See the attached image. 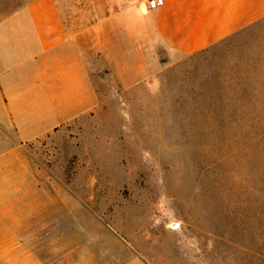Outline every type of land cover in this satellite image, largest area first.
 Returning a JSON list of instances; mask_svg holds the SVG:
<instances>
[{
	"label": "rangeland",
	"instance_id": "rangeland-1",
	"mask_svg": "<svg viewBox=\"0 0 264 264\" xmlns=\"http://www.w3.org/2000/svg\"><path fill=\"white\" fill-rule=\"evenodd\" d=\"M159 55L147 79L93 69L90 116L13 143L44 186L22 264H264V17Z\"/></svg>",
	"mask_w": 264,
	"mask_h": 264
},
{
	"label": "crops",
	"instance_id": "crops-1",
	"mask_svg": "<svg viewBox=\"0 0 264 264\" xmlns=\"http://www.w3.org/2000/svg\"><path fill=\"white\" fill-rule=\"evenodd\" d=\"M263 17L264 0H165L155 9L145 0H0V264L26 263L44 237V186L13 143L90 116L93 69L151 78L159 51H201Z\"/></svg>",
	"mask_w": 264,
	"mask_h": 264
},
{
	"label": "built area",
	"instance_id": "built-area-1",
	"mask_svg": "<svg viewBox=\"0 0 264 264\" xmlns=\"http://www.w3.org/2000/svg\"><path fill=\"white\" fill-rule=\"evenodd\" d=\"M165 0H145L148 9H155L163 5Z\"/></svg>",
	"mask_w": 264,
	"mask_h": 264
},
{
	"label": "trees",
	"instance_id": "trees-1",
	"mask_svg": "<svg viewBox=\"0 0 264 264\" xmlns=\"http://www.w3.org/2000/svg\"><path fill=\"white\" fill-rule=\"evenodd\" d=\"M206 49V48H205ZM205 49H203V50H205ZM203 50H201V51H203ZM264 63V62H263ZM251 72H252V74H253V72H256V67H255V65H254V69L252 70V71H249V76H251ZM254 75V74H253ZM252 77H254V76H252Z\"/></svg>",
	"mask_w": 264,
	"mask_h": 264
}]
</instances>
